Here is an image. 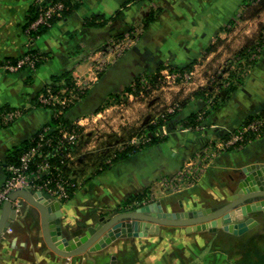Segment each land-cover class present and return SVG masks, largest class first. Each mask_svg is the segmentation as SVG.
I'll return each mask as SVG.
<instances>
[{
    "label": "crops",
    "instance_id": "obj_1",
    "mask_svg": "<svg viewBox=\"0 0 264 264\" xmlns=\"http://www.w3.org/2000/svg\"><path fill=\"white\" fill-rule=\"evenodd\" d=\"M35 2L0 0V112L4 108L23 110L18 120L0 127V187L10 176L8 168L15 164L20 149L52 122L54 113L38 104L42 91L54 84L58 75L87 74L91 55L110 39L124 37L132 27L144 23L148 11L159 17L152 28H144L145 38L131 54L113 63L108 74L92 83L94 88L69 111L70 118L93 114L88 106L103 91L111 94L119 85L117 72L127 70L131 77L133 68L150 70L169 60L180 67L198 62L194 67L199 75V67L209 70L221 51L239 53V59L227 68L238 67L231 75L234 90L216 96L219 100L214 106L206 104L208 110L196 129L182 124L200 107L205 108L204 100L198 102L193 92L162 143L97 173L76 174L70 163L74 185L69 200L53 198V202L41 192L51 209V231L59 230L68 240L80 238L122 212L129 200L142 199L143 204L159 201L168 213L213 211L243 193L240 185L252 169L264 177L263 133L243 147L218 153L194 186L170 191L159 185L162 178L176 175L209 142L226 140L254 116L264 115V7L259 0H79L72 14L32 42L27 24ZM93 21L105 24L87 25ZM165 29L168 33L164 34ZM235 39L241 46L238 50L231 43ZM30 45L46 54V61L34 71L8 72L5 64L21 58ZM203 53L206 56L200 62ZM17 200L21 208L0 238V264H264L263 211L225 223L215 231L189 232L175 226H161L156 231L126 222L122 236L106 248L68 258L46 244L38 208L22 198ZM230 224L233 227L226 229Z\"/></svg>",
    "mask_w": 264,
    "mask_h": 264
},
{
    "label": "rangeland",
    "instance_id": "obj_2",
    "mask_svg": "<svg viewBox=\"0 0 264 264\" xmlns=\"http://www.w3.org/2000/svg\"><path fill=\"white\" fill-rule=\"evenodd\" d=\"M149 12L143 17L142 21L144 23L132 27L124 37L119 36L102 44L100 49L91 55L92 58H89L92 61V66L88 69L87 74L84 76L72 75L69 83L52 84L53 87H48L57 94L58 101L62 97L67 99L69 107L67 110H71L80 103L83 94L94 88L92 83L96 80L97 83L105 75V72L108 74L111 70L108 68L113 63L116 64L125 55L131 54L139 40L145 38V35L142 37V34L147 32L144 28L146 26L152 28V23L159 17L157 12ZM99 24L104 25L105 22L101 21ZM156 24H153V26ZM163 32L164 34L168 33L167 29ZM236 40L231 43L235 44L236 47L234 48L238 50L240 44ZM228 41L229 38L225 42ZM205 56V53H203L200 62L205 59ZM214 58V65L209 70L204 71L205 69L199 67V75H197L198 69L194 67L198 62H195L192 66L189 62L186 63L187 65L184 63L185 66L180 67L169 60L164 61L161 65H155L150 70L141 67L139 69L133 68V76L131 75V77H128L129 72L126 74L127 70L122 74L121 71L120 74L119 72L115 73V76L119 75V85L112 89L108 88V90L113 91L111 94L106 93L107 90L103 91L100 94L101 96L98 97L97 103L94 101L90 103L88 107L93 114L82 115L77 118H66L67 126L73 125L75 120L77 121L80 118H87L84 119L85 122H90L80 131L79 142L70 155L72 159L69 161L72 163L75 173L83 175L101 172L102 168H109L115 163L118 152L130 147L139 148L151 142L154 136L158 137L159 144L165 141L170 135V128L167 125L168 116L182 110L180 108L193 92L206 91L205 97L209 98V102L208 100L204 101L205 108L203 105L197 113V120L202 121L203 119H200L199 116L201 115L204 118L205 112L208 110L206 104H210L211 107L214 106L218 102V98L228 95L230 88L236 86L231 75L235 73L233 71L236 70L237 72L238 67L236 69L227 68L230 67L228 65L234 64V61L236 62L239 59V53L221 51ZM217 61L219 62L217 63ZM219 63H221V67L217 68ZM198 65L200 66V64ZM209 72L211 73L209 74ZM202 79L204 80L201 81ZM127 88L129 89L127 90ZM196 99L200 103L203 101L200 97ZM211 107L209 106V108ZM159 124L161 126L158 132L149 130L150 126ZM134 140L137 143H133ZM206 148L202 149L197 156L188 160L183 168L191 162H204L207 158ZM215 158L217 157L208 159L209 165ZM205 169L207 170V167ZM180 171L174 176L162 178L159 185L170 191L173 190L170 185L177 188L175 178ZM165 179L166 183L163 186L161 182ZM145 204L148 203L145 202ZM142 205L144 204H124V209L121 211L135 210Z\"/></svg>",
    "mask_w": 264,
    "mask_h": 264
},
{
    "label": "built area",
    "instance_id": "obj_3",
    "mask_svg": "<svg viewBox=\"0 0 264 264\" xmlns=\"http://www.w3.org/2000/svg\"><path fill=\"white\" fill-rule=\"evenodd\" d=\"M65 1L58 0L49 4L47 0H36L37 16L28 25L29 38L32 42L39 37L36 32L41 28H50L53 19L63 17L66 9ZM30 51L31 45L26 55L13 62L8 61L4 68L11 73H18L23 70L34 71L37 68L36 64L42 57L30 53ZM51 90L47 88L45 92H42L38 98V103L41 107L51 110L54 116H62L69 108L67 99L62 97L58 101L57 94ZM22 115V109L1 111L0 127L15 122ZM199 118L203 119L201 115ZM84 119L87 118L75 120L71 126H59L57 135H52L51 129L45 128L32 139L31 144L21 152L18 162L8 168L10 176L0 187V210L5 201L8 200V196L15 190H27L31 193L42 192L61 202L69 200L74 184L66 170L69 169V160L72 159L71 152L79 142L80 131L90 123L85 122ZM263 133L264 116H254L226 140L211 143L206 148L207 158L204 162L195 161L187 164L175 178L177 188L171 185L170 187L175 191L193 186L200 180L206 170L205 168L209 167L208 159L217 157L220 152L243 147ZM133 143H137V141L134 140ZM56 158L57 160L54 161ZM161 183L164 186L166 179ZM13 206L16 211H19L21 203L16 200Z\"/></svg>",
    "mask_w": 264,
    "mask_h": 264
},
{
    "label": "water",
    "instance_id": "obj_4",
    "mask_svg": "<svg viewBox=\"0 0 264 264\" xmlns=\"http://www.w3.org/2000/svg\"><path fill=\"white\" fill-rule=\"evenodd\" d=\"M240 188H243L241 195L213 211L168 213L165 212L162 203L156 201L144 204L135 210L117 213L108 221L89 229L82 237L69 240L63 238L59 230L51 231V227L54 228L49 216L51 209L44 201L41 192L31 193L27 190H15L8 196V200L0 210V238L7 230L10 220L16 215L17 211L14 209L13 203L19 198L38 208L41 214L44 240L53 252L62 257L70 258L106 248L122 236L126 222H137L143 229L155 228L156 231L161 226L185 227L189 232L215 231L225 223H236L252 213L264 212V177L259 176L252 169ZM50 200L54 202L53 198ZM56 224L59 225L60 222L56 221ZM232 227L231 224L230 226L225 225L226 229Z\"/></svg>",
    "mask_w": 264,
    "mask_h": 264
},
{
    "label": "trees",
    "instance_id": "obj_5",
    "mask_svg": "<svg viewBox=\"0 0 264 264\" xmlns=\"http://www.w3.org/2000/svg\"><path fill=\"white\" fill-rule=\"evenodd\" d=\"M56 1H58V0H52V1H49L48 0L47 2H49V4H52V3L56 2ZM259 1H260V6L263 8L264 7V0H259ZM78 3H79V1L66 0L65 1L66 9L64 10L63 17L62 18H55V19H53L52 20L51 27L55 23H57L58 21H60L61 19L69 16L70 14H72L78 8ZM36 16H37V11H36V7H34L33 10H32L31 15L29 17V21H28L27 26L29 25L30 22H32L33 19H35ZM151 21H152V19L150 20V22ZM87 25L88 26H95V25H103V24H96L93 21V22H88ZM50 28L49 27L41 28L38 32H36V34L38 36H41L44 32H46ZM30 53H33L35 55H38V56L42 57V59L36 64L37 67L41 66V64H43V62H45L46 59H47V57H48L46 54H40L36 50H32V49H31ZM24 55H26V54H24ZM64 82L65 83L66 82L67 83L70 82V77L67 74L66 75H58V76L54 77V85L59 84V83H64ZM48 87H46L42 92H45ZM50 87H53L52 84L50 85ZM233 90H234V87L231 88L229 91H233ZM205 94H206V91H201V92L195 93L194 94V97H196V98L197 97H200L204 101L205 100L207 101L209 98H206L205 97ZM183 106L184 105H182V107L180 109L183 110ZM3 110H9V108H4ZM182 110H180L178 113H176L174 115H169L168 116V118H167V125H168V127H170L173 124V122L178 118V116L181 114ZM69 111H70V109L69 110H66L62 116H59V117L58 116L57 117L54 116L53 117L52 122L50 123V125L46 127L48 129H51L52 135H57L58 134V132H59L58 131L59 126H65V127H67V123L68 122L66 121V118L69 117V114H68ZM259 116H264V115H259ZM197 118H198L197 113L192 114L191 116L185 118L183 120L182 124L184 126H189L192 129H196L199 126V124H200V121H198ZM160 126H161V124L155 125V126H150L149 130H153V131H157L158 132ZM3 127H6V126H3ZM159 142L160 141L158 140V137L157 136H154L152 138V141L151 142H149L147 144H144V145L140 146L139 148L130 147V148H127L126 150L120 151L117 154V157L115 159V162L120 161V160H123V159H125V158H127V157H129L131 155H134V154L142 151L143 149H145V148H147L149 146H153V145L159 144ZM30 144H31V141H30V143H27V145L24 146L22 149H20V151L23 152L25 150V148L28 145H30ZM18 159H19V156H17V159L14 162L15 164L18 162ZM55 160H57V158L54 159V161ZM66 171L69 174V170H66ZM142 201H143L142 199H140V200H129L125 205H131V204H136V203L141 205L143 203Z\"/></svg>",
    "mask_w": 264,
    "mask_h": 264
}]
</instances>
